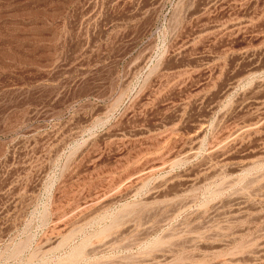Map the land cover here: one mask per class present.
Returning <instances> with one entry per match:
<instances>
[{
  "label": "rangeland",
  "instance_id": "374dc122",
  "mask_svg": "<svg viewBox=\"0 0 264 264\" xmlns=\"http://www.w3.org/2000/svg\"><path fill=\"white\" fill-rule=\"evenodd\" d=\"M0 264H264V0H0Z\"/></svg>",
  "mask_w": 264,
  "mask_h": 264
},
{
  "label": "bare ground",
  "instance_id": "6f19581e",
  "mask_svg": "<svg viewBox=\"0 0 264 264\" xmlns=\"http://www.w3.org/2000/svg\"><path fill=\"white\" fill-rule=\"evenodd\" d=\"M242 132V131H241Z\"/></svg>",
  "mask_w": 264,
  "mask_h": 264
}]
</instances>
